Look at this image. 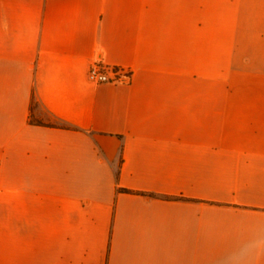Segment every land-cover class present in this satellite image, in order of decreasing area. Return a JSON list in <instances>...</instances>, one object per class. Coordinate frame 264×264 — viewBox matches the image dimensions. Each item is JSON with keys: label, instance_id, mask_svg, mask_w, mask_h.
<instances>
[{"label": "crops", "instance_id": "obj_1", "mask_svg": "<svg viewBox=\"0 0 264 264\" xmlns=\"http://www.w3.org/2000/svg\"><path fill=\"white\" fill-rule=\"evenodd\" d=\"M0 264H264V0H0Z\"/></svg>", "mask_w": 264, "mask_h": 264}, {"label": "built area", "instance_id": "obj_2", "mask_svg": "<svg viewBox=\"0 0 264 264\" xmlns=\"http://www.w3.org/2000/svg\"><path fill=\"white\" fill-rule=\"evenodd\" d=\"M87 78L93 84H124L129 82L131 72L122 66L96 61L89 67Z\"/></svg>", "mask_w": 264, "mask_h": 264}, {"label": "trees", "instance_id": "obj_3", "mask_svg": "<svg viewBox=\"0 0 264 264\" xmlns=\"http://www.w3.org/2000/svg\"><path fill=\"white\" fill-rule=\"evenodd\" d=\"M31 121H32L33 123H36V124H42V122H40L39 120H36V119H34V118H31ZM123 191H126V190H123Z\"/></svg>", "mask_w": 264, "mask_h": 264}]
</instances>
